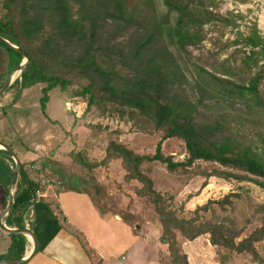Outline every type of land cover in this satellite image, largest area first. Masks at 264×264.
<instances>
[{"label": "rangeland", "instance_id": "rangeland-1", "mask_svg": "<svg viewBox=\"0 0 264 264\" xmlns=\"http://www.w3.org/2000/svg\"><path fill=\"white\" fill-rule=\"evenodd\" d=\"M120 1L125 7L124 18H119L116 12L112 14L113 4ZM194 1L209 5V10L219 16L220 21L205 25L202 42L184 50L177 49L165 35L161 36L163 40L157 37L152 40V47L171 59L165 64L170 66L166 69L168 81L166 84L162 81L158 88L160 101L188 110L194 124L206 130L209 141L219 143L229 137L233 141L237 139L242 147L258 144V137H264V114L249 116L244 108L236 106V101L216 98L209 92L208 77L205 75V80H200L197 68L219 76L222 74L219 65L229 61L235 74L221 77L236 82V65H239L236 45L228 46V43L236 39L238 31L246 34L254 24L264 38V0ZM5 4L8 5L9 0H0V18L12 21L22 44L33 55L39 54L38 63L49 76L65 82L48 92L44 112L40 99L45 83L24 88L15 84L0 97V108L5 107L0 110V117L9 121L0 124V142L9 145L26 165L36 164L44 175L41 178L39 170L28 171L31 179L41 186L36 191L38 199L34 204L50 199L47 203L58 210L55 196L59 190L79 186L76 183L83 177L90 181L82 179L87 182L86 187H81L86 190L84 209L93 207L100 219L109 220L108 223L103 220L106 225L99 234L109 236L110 226L111 236L107 239L113 242L116 252L112 254V261L119 263L122 257L127 261L121 264H131L138 254L143 256L141 250H146L150 258H155L159 251L160 264L168 262L170 251L167 244L160 242L162 227L152 197L139 195L138 190L144 185L138 179L127 178L129 171L118 153V156L114 152L107 156L108 147L114 144L135 156L154 157L159 148V154L175 164L185 163L189 158L183 139L168 136V125L157 128L150 117L128 104L121 94V89L136 79L135 75L140 76L138 59L132 57L131 52L149 34H156L152 19L161 22L164 28L174 21L165 19L162 1L69 0L73 17L83 25L85 38L51 39L49 47L43 42L53 34L54 19L50 10L39 16L41 34L27 41L18 25L22 18L21 2L15 1L7 8ZM42 7L45 9V5ZM236 15L241 16L239 27L225 24L223 18ZM88 47H91L90 54L86 55ZM20 77L21 74H17L16 80ZM107 85L119 89L115 98L106 90ZM89 87L90 92H84ZM258 89L259 95L264 97V82ZM92 95L93 102L90 101ZM11 99L13 106L7 105ZM77 154L83 158L78 159ZM86 162L97 166L89 170ZM139 170L151 180L162 205L181 219L196 218L197 223L229 227L235 243L264 227V187L247 173L202 160L171 171L161 161L146 159ZM61 175L64 180L59 179ZM113 216H118L121 222ZM86 220L93 221L92 228L98 232L97 224L101 225V221L88 218L87 214ZM127 241L129 245L135 241V247L122 249ZM149 242L151 244H147ZM177 246L186 255L187 264H264V238L255 243L258 259L224 246H214L209 234L190 241L177 233Z\"/></svg>", "mask_w": 264, "mask_h": 264}, {"label": "trees", "instance_id": "trees-1", "mask_svg": "<svg viewBox=\"0 0 264 264\" xmlns=\"http://www.w3.org/2000/svg\"><path fill=\"white\" fill-rule=\"evenodd\" d=\"M15 1L21 2L22 18L18 25L21 27V32L26 36L27 41H32L33 38L38 37L43 31L39 16L47 9L50 10L51 18L54 19V28L52 29L53 34L44 40L43 45L49 47L51 39L77 38L84 40L83 25L80 26L78 19L73 17L74 10L69 5V0H35L33 3H28L26 0H9V4ZM161 1L166 9L165 19L169 21L172 18L174 21L170 26L164 28L161 22L159 23L155 18L152 19L155 23L153 30L156 34H149L142 42L135 45L131 52L132 57L138 59L137 70L140 76L135 75L137 76L136 79L129 81L125 89H121V94L128 104L138 108L143 115L150 117L157 128L168 125V136L175 135L183 139L189 158L185 163L175 164L159 154V148L154 157L135 156L126 148L120 145L115 146L114 144L108 147L107 156H110L113 152L115 154L118 153L119 157H122L123 166L129 171L127 178L138 179L144 185V188L138 190L139 195L152 197L162 227L160 242L167 244L170 251L169 261L163 262V264H187L186 255L177 246V233L190 241L201 235L209 234L210 241L214 246H224L237 253H247L254 259H258L259 255L256 251L255 243L263 240L264 227L235 243L233 241L234 237H232L234 236L233 231L229 227L207 222L197 223L196 218L181 219L162 205L161 196L153 190L151 180L143 176L139 170V165L146 159L161 161L167 164L168 169L171 171L180 166H189L197 160L217 162L222 166H231L238 171L247 173L252 176L251 178L256 184L264 187V137H258V144L243 147L239 146L237 139L233 141L229 137H224L219 143L209 141L207 140L206 130L194 124L192 115L188 110L177 109L178 107H172L168 102L160 101L161 95L158 92V88H161L162 81L165 84L168 81L166 69L170 68V66L165 64L171 59L165 53H161L160 50L152 47V40L156 37L163 40L161 36L165 35L177 49L184 50L186 47L202 42V32L205 25L220 21V17L216 16L212 10H209V5L203 4L202 1H198V3H195L194 0ZM9 4H5L4 8H7ZM42 4L45 5V9ZM124 9L125 7L120 1L113 4L112 14L116 12L119 18H124ZM40 12L42 13L40 14ZM240 17V15H236V17H225L223 20L226 25L232 24L239 27L238 21ZM0 36L22 49L30 59V63L26 65L21 73L20 80H16L12 87L15 84H20L21 88L47 84L42 89L43 96L40 99L44 112L49 101L48 92L53 90L59 83L65 85V82L54 75H48L46 69L38 63L40 61L39 54L33 55L22 44L21 38L13 28L11 20L0 18ZM229 45H236V61L239 60V65H236V82L229 79L224 80L221 77L222 75L231 77L235 74V71L229 65V61H223L224 63L219 65L222 69V74L219 76L216 72L197 68L200 80L204 81L206 75L211 89L209 92L212 95H215L216 98L228 99L231 102L236 101V106L239 105L244 108L247 115L264 114V97L259 95L258 89L261 82H264V38L254 24L246 34L238 31L236 39L229 42ZM0 47L8 52L10 60L6 72L0 75L1 89L5 81L8 80L9 73H12L22 62L23 56L1 42ZM90 48L88 47L86 55L90 54ZM156 77H160L159 80ZM107 88L106 90L109 91V94L115 98L119 89L111 85H107ZM84 92H90V87L86 88ZM90 101H94L93 95ZM240 119L245 120L243 118ZM0 152L10 156L5 150H0ZM76 157L80 159L82 156L77 154ZM12 162L14 161L12 160ZM81 163H83V159ZM24 164L21 163V170L18 174L14 193V203L7 217L8 225H12L15 228L25 227L24 215L31 199L36 198V191L41 188L29 176L28 171H33L34 168H28L29 165L26 166ZM84 164L89 170L97 166L87 162ZM237 177L239 176L237 175ZM63 178L61 175L59 179L64 180ZM82 179L88 181L81 177L79 183H76L79 186L72 185L69 189L79 193H86L83 188L87 186V182ZM93 188L98 192L97 184H94ZM235 236H238V232H236ZM11 237L12 245L5 258L21 259L25 252L26 237L22 234H11Z\"/></svg>", "mask_w": 264, "mask_h": 264}, {"label": "crops", "instance_id": "crops-1", "mask_svg": "<svg viewBox=\"0 0 264 264\" xmlns=\"http://www.w3.org/2000/svg\"><path fill=\"white\" fill-rule=\"evenodd\" d=\"M0 55L1 75L8 69L10 60L8 52L2 47H0ZM12 84L8 87L9 89L13 88ZM7 105L13 106L12 99ZM3 109H5V107L0 108V110ZM2 122L9 123L7 118L1 119L0 117V124ZM11 159L12 157L9 155L0 152V214L5 210L8 204L10 183L14 171V162H12L13 159ZM20 159L22 161H20L21 163L26 162H24L22 157H20ZM31 165L32 166H28L27 164L26 166H28V168H34L33 171L39 170L36 164ZM38 167H41V165ZM37 173L41 175V178L44 177L40 170ZM57 177L59 176L57 175ZM16 182L13 188L14 193L16 190ZM84 198V193H79L70 189H61L55 196V200L58 203V205L56 204L58 210L52 208L47 203L50 199L40 200L30 207L28 206L29 208L24 215L23 221L25 227H28L35 234L38 248L34 256L25 264H121L127 261V258L124 259L122 257V261L119 263H114L112 261V254L116 252L113 251V242L107 239L111 236L110 226L108 228L109 236L99 234L103 231L102 227H105L106 222L108 223L109 220L106 218L100 219V214L97 210H94L93 207V209L90 207L87 210L84 209L85 205L82 204ZM91 213L94 215L91 216ZM86 214L88 218L101 221V225L97 224L98 232L92 228L91 223L93 221L86 220ZM8 215L3 219L4 225L8 228H15L12 225H8ZM113 219L119 223L121 222L118 216H113ZM103 220H106V222H103ZM95 232L97 233L96 236ZM26 240L27 243L24 256L33 249L31 239L26 238ZM128 242L129 241L122 245V249L130 246L131 250L135 247V241L130 245ZM147 244H151V242ZM11 245V233L0 228V262L10 260L5 258V256L9 253ZM157 248H159V244ZM141 251L143 252V256H139L138 254V257L133 259L131 264H160L159 257L157 256L159 251L155 253V258H150L149 251Z\"/></svg>", "mask_w": 264, "mask_h": 264}, {"label": "water", "instance_id": "water-1", "mask_svg": "<svg viewBox=\"0 0 264 264\" xmlns=\"http://www.w3.org/2000/svg\"><path fill=\"white\" fill-rule=\"evenodd\" d=\"M0 42L7 45L8 47H10L11 49H13L14 51H16L17 53H19L23 56L22 62L12 71L11 75L9 76L8 81L0 89V97H1L2 94L5 93L7 88L12 83H14V81L17 79V77L15 79H13V75L15 73L21 74L22 71L24 70V68L26 67V65L30 63V59L22 49H20L18 46L14 45L13 43L8 41L7 39L3 38L2 36H0ZM0 149L8 152L14 161V171H13V176H12L11 183H10L8 204H7V207L5 208V210L0 214V228L4 231L8 232V233H11V234H22L27 239H28V235H29L31 237V242L33 245V249L31 250V252L27 253V255H25L23 258L1 261L0 264H25L29 259L32 258V256H34V254L37 251L38 243H37V239H36L35 234L27 227H24V228H8L4 225V222H3L4 217L10 213V211L12 209V205L14 203V189L13 188L15 186V182H16V179L18 177V174L21 170V162H20L19 157L16 155L15 151L6 143L0 142Z\"/></svg>", "mask_w": 264, "mask_h": 264}, {"label": "built area", "instance_id": "built-area-1", "mask_svg": "<svg viewBox=\"0 0 264 264\" xmlns=\"http://www.w3.org/2000/svg\"><path fill=\"white\" fill-rule=\"evenodd\" d=\"M47 182V181H46ZM38 198L36 197V198H33V199H31V201H30V204L32 205V204H34V202L37 200Z\"/></svg>", "mask_w": 264, "mask_h": 264}, {"label": "bare ground", "instance_id": "bare-ground-1", "mask_svg": "<svg viewBox=\"0 0 264 264\" xmlns=\"http://www.w3.org/2000/svg\"><path fill=\"white\" fill-rule=\"evenodd\" d=\"M17 74H18V73H15V74L13 75V78H16V77H17ZM28 238L31 239V237H30L29 235H28Z\"/></svg>", "mask_w": 264, "mask_h": 264}]
</instances>
